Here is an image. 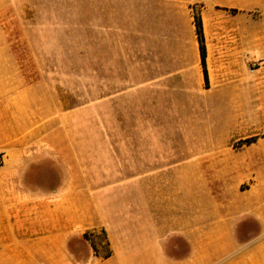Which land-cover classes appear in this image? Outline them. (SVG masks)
Returning <instances> with one entry per match:
<instances>
[{
    "label": "rangeland",
    "instance_id": "obj_1",
    "mask_svg": "<svg viewBox=\"0 0 264 264\" xmlns=\"http://www.w3.org/2000/svg\"><path fill=\"white\" fill-rule=\"evenodd\" d=\"M107 155L178 167L145 180L146 203L176 194L177 218L252 230L243 213L264 205V0H0V264H57L41 250L62 246L64 219L72 261L108 252ZM120 196L125 210L138 203L133 188Z\"/></svg>",
    "mask_w": 264,
    "mask_h": 264
},
{
    "label": "crops",
    "instance_id": "obj_2",
    "mask_svg": "<svg viewBox=\"0 0 264 264\" xmlns=\"http://www.w3.org/2000/svg\"><path fill=\"white\" fill-rule=\"evenodd\" d=\"M206 69L208 76L207 66ZM107 168L111 181L107 183L105 190L112 192L113 196L117 195L113 197L116 199L114 205L107 204L106 221L100 217L109 255L97 256L92 248L88 247L90 251L85 253V256L74 261L70 259L69 254L72 251L67 250V241L69 242L73 236L67 234L70 228L65 224L67 210L63 204V207L60 206L58 209L59 217L64 219L63 225H60V221L58 223L62 246L54 252L51 246L53 242L50 243L47 239V246L41 250L43 257L57 258V264H264V205L260 208L256 206L254 209L247 206L243 213L244 217L251 218L252 230H240V222H232L228 227L225 223H204L203 220L193 223L192 211L189 216L185 214L177 218L176 194L170 193L172 196L169 197L174 202L166 206H162L161 203L152 206L145 201V192L148 193L151 188L149 185H152L150 183L147 189L145 180L168 177L176 179L177 166L170 169L169 164H163L158 158L147 160L140 155L137 157L122 155L118 160L107 155ZM119 179L139 181L137 186H134L135 183L114 181ZM129 185H133L127 189L133 188L138 196V203L135 207L125 210L124 203H120L123 202L120 201V194L127 192L126 187ZM153 190L152 195H156V198L159 194L163 195L159 190L155 188ZM251 191L252 188H249L246 192L235 194L243 197L242 202H245L246 198L251 199ZM187 209V205L182 207V210ZM249 212L255 214L248 215ZM163 215L166 217L163 218ZM1 220L0 209V223ZM29 252L32 253V257H37L39 253L35 250Z\"/></svg>",
    "mask_w": 264,
    "mask_h": 264
},
{
    "label": "trees",
    "instance_id": "obj_3",
    "mask_svg": "<svg viewBox=\"0 0 264 264\" xmlns=\"http://www.w3.org/2000/svg\"><path fill=\"white\" fill-rule=\"evenodd\" d=\"M195 32L197 35V41L199 45V55H200V63L202 67V72H203V78L204 81H208V76H207V69H206V64H205V44H204V36H203V27H202V20L199 15L195 16ZM247 143H250L254 141V138L251 140H245ZM109 255V252H107L104 256L107 257Z\"/></svg>",
    "mask_w": 264,
    "mask_h": 264
}]
</instances>
